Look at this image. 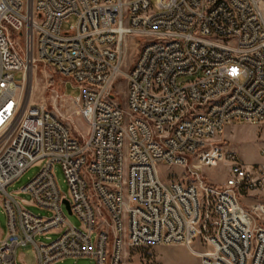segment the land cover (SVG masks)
<instances>
[{
    "label": "built area",
    "instance_id": "built-area-1",
    "mask_svg": "<svg viewBox=\"0 0 264 264\" xmlns=\"http://www.w3.org/2000/svg\"><path fill=\"white\" fill-rule=\"evenodd\" d=\"M39 64L80 90L69 99L86 133L43 104L23 107L20 83ZM243 123L264 124V0H0V264H18L30 244L37 264H125L130 249L160 245L185 246L201 264H264V201L240 202L264 196V161L246 163L218 140ZM222 162L232 167L219 189L160 173ZM34 165L28 204L8 187ZM50 233L60 236L36 242Z\"/></svg>",
    "mask_w": 264,
    "mask_h": 264
},
{
    "label": "rangeland",
    "instance_id": "rangeland-1",
    "mask_svg": "<svg viewBox=\"0 0 264 264\" xmlns=\"http://www.w3.org/2000/svg\"><path fill=\"white\" fill-rule=\"evenodd\" d=\"M76 20L72 18L69 23L64 25V30H69L70 26L75 24ZM17 39V36L14 35ZM20 45L23 46V41ZM134 58V52L129 50L126 55V66L130 65ZM17 80H21V74L16 75ZM191 79H180L179 82H185ZM116 91L119 93L120 104L126 106L127 83L117 84ZM20 97L23 107L28 104H43L56 116L67 122L74 131L75 135L86 133L88 128L84 121L77 116V107L70 98H77L81 92L76 86L56 73L53 68L39 64L33 70L27 73L26 79L20 83ZM64 95L65 99H56L57 95ZM223 146L234 153L240 160L246 163H260L264 161V124H234L225 130L218 139ZM232 163H215L211 167L201 168L195 171L189 168L172 167L161 165L160 173L164 179L169 177L184 180L186 183H199L197 176H202L203 182L214 189L223 186L231 174ZM57 181L62 194L69 196V186L65 176L59 166L55 168ZM41 172V166L34 165L30 167L18 180L8 187V192L31 203V197L21 193L22 189ZM259 201H264L263 194H254L240 199L245 209H253ZM28 210L37 216L49 217L51 213L40 207L29 205ZM68 223L80 227V221L75 215L69 213L64 207ZM264 222V221H263ZM8 229L7 215L0 206V230L6 234ZM60 233L44 234L36 237L38 244H49L56 240ZM201 250L200 245L195 246ZM146 256L154 264H201L197 255L192 254L188 248L181 245L176 246H150L142 249H130L125 258V264H143L142 258ZM18 264H37V258L32 244L20 247L17 250ZM91 258H67L56 264H93Z\"/></svg>",
    "mask_w": 264,
    "mask_h": 264
},
{
    "label": "water",
    "instance_id": "water-1",
    "mask_svg": "<svg viewBox=\"0 0 264 264\" xmlns=\"http://www.w3.org/2000/svg\"><path fill=\"white\" fill-rule=\"evenodd\" d=\"M65 204L67 205V208L69 209V202L65 201ZM70 214H71V212H70Z\"/></svg>",
    "mask_w": 264,
    "mask_h": 264
}]
</instances>
